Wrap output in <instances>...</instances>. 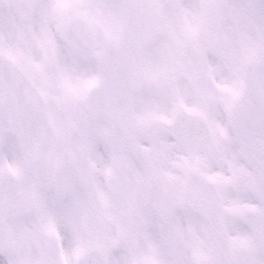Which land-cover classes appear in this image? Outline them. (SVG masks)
<instances>
[{"label": "snow or ice", "instance_id": "1", "mask_svg": "<svg viewBox=\"0 0 264 264\" xmlns=\"http://www.w3.org/2000/svg\"><path fill=\"white\" fill-rule=\"evenodd\" d=\"M0 264H264V0H0Z\"/></svg>", "mask_w": 264, "mask_h": 264}]
</instances>
